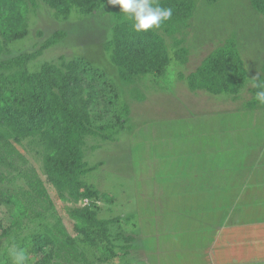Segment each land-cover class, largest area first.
Returning a JSON list of instances; mask_svg holds the SVG:
<instances>
[{
    "label": "rangeland",
    "instance_id": "rangeland-1",
    "mask_svg": "<svg viewBox=\"0 0 264 264\" xmlns=\"http://www.w3.org/2000/svg\"><path fill=\"white\" fill-rule=\"evenodd\" d=\"M24 1L27 35L6 40L0 22V61L38 53L27 64L30 73L47 62L88 61L119 87V104L130 111L124 127L105 131L107 137L87 136L83 148L88 166H96L83 178L114 196L113 202L103 199L96 206L101 219L116 220L110 232L126 255L95 261L98 251L92 248L84 264H264V108L245 107L262 74L264 13L251 0H198L189 25L174 36L164 34L171 61L165 70L125 85L108 46L114 27L110 4L94 12L74 5L63 14L45 0ZM57 30L67 36L41 50ZM229 40L239 46L247 72L238 92L192 90L188 76ZM180 48L188 50L185 62L176 58ZM43 148L36 138L18 144L0 140V156L6 154L13 163H0L6 176L5 183L0 178V193L19 194L29 207L35 204L25 219L28 227L3 241L0 264H12L9 250L18 248L21 237L31 239L27 237L58 220L55 212H47L49 218L33 212L39 209L35 189L33 197L21 190L28 191L30 181H43L69 232V209L91 202L55 197L57 190L44 171ZM10 213L0 206V223L7 226ZM131 236L133 241L126 240Z\"/></svg>",
    "mask_w": 264,
    "mask_h": 264
},
{
    "label": "trees",
    "instance_id": "trees-1",
    "mask_svg": "<svg viewBox=\"0 0 264 264\" xmlns=\"http://www.w3.org/2000/svg\"><path fill=\"white\" fill-rule=\"evenodd\" d=\"M45 1L63 14H69L74 5L94 12L108 4L107 0ZM208 1L213 3L218 0ZM251 1L264 13V0ZM197 2L153 1V6L172 8L173 15L160 28L148 32L134 31L133 21L120 12L119 5H111L114 27L108 46L113 52L112 63L117 66L125 85H131L137 77L152 71L161 73L165 70L171 61L164 34L174 36L187 27L194 17ZM26 8L24 0H0V22L6 40H17L27 35L22 17ZM66 36L65 30H57L41 50L60 43ZM2 53L0 42V55ZM187 53L186 48H180L176 51V58L185 62ZM37 56L38 53H25L0 61V140L18 144L23 139L36 138L44 145L41 151L44 171L48 182L57 190L55 197L62 201L68 198L75 203L91 202L67 210L73 220L72 232H69L43 181L40 178L30 181L27 185L29 190H21L33 197L35 189L39 209L36 207L33 212L46 218H49L47 212H55L54 217L58 220L53 224L46 223L44 231L27 237L31 239L21 237L17 249L25 252V264H55L56 259L62 260L58 264H72L73 260L84 264L86 253L91 254L92 248L98 251L95 261L109 262L111 258L125 256L123 246L117 244L118 237L110 232V225L116 220L101 219L96 206L103 199L113 202L114 196L99 191L83 178L96 167L88 166L83 148L87 136L101 134L107 137L105 131L124 127L130 118L129 107L119 104V87L110 82L107 73L98 71L88 61L47 62L39 72L30 73L27 64ZM246 75L239 46L234 40H229L204 58L197 70L188 76V81L192 90H206L212 94L236 93ZM133 89L139 88L134 85ZM260 90H264V64L262 74L251 89V99L245 103L246 108H264V104L255 99ZM3 162L8 167L13 165L6 154L0 156V163ZM0 178L3 182L6 180L3 173H0ZM18 197L19 194L12 195L6 191L0 193V206L11 211L9 224L0 223V247L5 239L14 234L18 236L28 227L25 219H30L29 210L35 204L29 207ZM126 240L134 239L131 236Z\"/></svg>",
    "mask_w": 264,
    "mask_h": 264
},
{
    "label": "clouds",
    "instance_id": "clouds-1",
    "mask_svg": "<svg viewBox=\"0 0 264 264\" xmlns=\"http://www.w3.org/2000/svg\"><path fill=\"white\" fill-rule=\"evenodd\" d=\"M112 6L119 5L127 19L133 21V29L136 32H148L158 29L162 24L172 18L173 9L168 7L153 6V0H107ZM255 99L264 104V90L256 93ZM9 255L12 264H25L26 254L22 249L10 248Z\"/></svg>",
    "mask_w": 264,
    "mask_h": 264
}]
</instances>
